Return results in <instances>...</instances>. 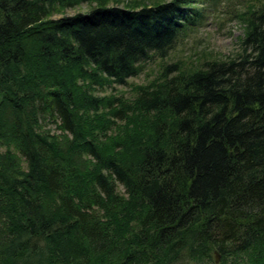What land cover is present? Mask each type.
<instances>
[{"label":"trees","instance_id":"1","mask_svg":"<svg viewBox=\"0 0 264 264\" xmlns=\"http://www.w3.org/2000/svg\"><path fill=\"white\" fill-rule=\"evenodd\" d=\"M83 1L0 0V264H264V2L127 96L205 9Z\"/></svg>","mask_w":264,"mask_h":264},{"label":"rangeland","instance_id":"2","mask_svg":"<svg viewBox=\"0 0 264 264\" xmlns=\"http://www.w3.org/2000/svg\"><path fill=\"white\" fill-rule=\"evenodd\" d=\"M132 0H109V4L125 6ZM199 4L205 9L202 23L180 37L166 57L153 54L141 64L142 72L130 77L127 85H115L114 87H98L100 95L125 92L131 95V88L137 84H145L153 80L167 64L175 62L190 64L196 60L204 59H229L238 57L243 49L242 37L246 32V21L243 11L260 5L264 0H199ZM149 3V2H148ZM96 1H83L75 6H67L62 11L53 12L52 18L63 15H73L78 12H88ZM50 127L55 128L51 123ZM124 189V188H122Z\"/></svg>","mask_w":264,"mask_h":264},{"label":"water","instance_id":"3","mask_svg":"<svg viewBox=\"0 0 264 264\" xmlns=\"http://www.w3.org/2000/svg\"><path fill=\"white\" fill-rule=\"evenodd\" d=\"M220 261V254L217 252L216 253V262L218 263Z\"/></svg>","mask_w":264,"mask_h":264},{"label":"bare ground","instance_id":"4","mask_svg":"<svg viewBox=\"0 0 264 264\" xmlns=\"http://www.w3.org/2000/svg\"><path fill=\"white\" fill-rule=\"evenodd\" d=\"M36 26H37V25H36ZM27 33H28V32H27ZM19 38H20V37H19ZM24 39H25V38H23V40H24ZM19 40H20V39H19ZM31 41H32V40H31ZM27 42H28V41H27ZM29 42H30V41H29ZM31 43H32V42H31ZM31 43L29 44V47H31ZM33 43H34V42H33ZM34 44H35V43H34ZM32 45H33V44H32ZM35 46H36V45H35ZM33 48H34V46H33ZM137 258H138V257H137ZM137 258H136V259H137ZM134 261H135V260H134ZM130 262L133 263V261H131V260H130ZM130 262H129V263H130ZM219 262H220V261H219Z\"/></svg>","mask_w":264,"mask_h":264}]
</instances>
